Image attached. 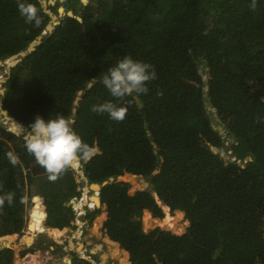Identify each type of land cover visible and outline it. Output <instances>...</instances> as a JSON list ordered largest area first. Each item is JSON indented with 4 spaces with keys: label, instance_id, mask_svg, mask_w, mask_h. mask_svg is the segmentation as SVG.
<instances>
[{
    "label": "trees",
    "instance_id": "trees-1",
    "mask_svg": "<svg viewBox=\"0 0 264 264\" xmlns=\"http://www.w3.org/2000/svg\"><path fill=\"white\" fill-rule=\"evenodd\" d=\"M19 2L0 0V61L25 50L51 21L41 0H30L40 22H26ZM59 6V22L5 74L2 107L26 127L36 115H65L95 149L79 158L81 170L89 182H107L100 207L85 217L107 213L102 226L129 256L126 264H264V0H49L46 8L58 15ZM125 55L150 63L156 78L146 94L117 101L101 80ZM109 100L127 106L123 121L93 111ZM124 174L148 178L149 188L130 193L118 178ZM51 185L23 135L0 125V236L21 235L36 186L49 226L59 229L45 228L33 194L30 231L58 238L73 226L66 203L75 182L62 194L68 199L42 191ZM54 197L67 206L54 209ZM164 206L188 221L181 234L143 230V212L161 219ZM13 263L14 248L0 246V264Z\"/></svg>",
    "mask_w": 264,
    "mask_h": 264
},
{
    "label": "clouds",
    "instance_id": "clouds-1",
    "mask_svg": "<svg viewBox=\"0 0 264 264\" xmlns=\"http://www.w3.org/2000/svg\"><path fill=\"white\" fill-rule=\"evenodd\" d=\"M18 10L25 18L26 22L36 24L40 22L38 10L33 6L30 0H20L18 3ZM155 78L156 72L150 63L134 59L130 55H125L118 59L112 66L108 67L106 73L102 77L101 83L113 98L117 101H122L124 98L130 97L133 94H146L148 92V82ZM93 111L98 113H107L110 119L123 121L128 112V108L125 104H118L109 100L101 104L94 105ZM16 125L23 135L24 147L26 151L30 153L34 157L35 161L45 169V171L49 174V179L51 180L57 179L58 176L70 165V163L78 157L88 158L95 151V149L86 143L75 131L73 128V122L65 115L58 113L51 114L47 119L40 115H36L27 131H25L21 125ZM6 156L9 163L13 165L17 163L18 156L14 151H8ZM79 161L80 160L78 159V162ZM79 181L84 183L81 178ZM85 183L88 186L80 188L81 191L84 188H87L90 192L89 196H91V194H95L94 191H97L99 195L98 190L89 187L92 182H89L87 179V182ZM73 197H71V199ZM6 199L9 203H11L12 195L9 194ZM70 201L67 202L69 205L71 204ZM0 203H3V200H0ZM42 205L44 206L43 203ZM43 210L45 213V206ZM71 210L73 211L72 208ZM85 213L80 217H75L74 221L77 218H81V220H83V216L86 215ZM73 214L75 216L74 211ZM85 220L86 218L82 221V227L85 226V223L88 224ZM78 228L76 229L74 236H76ZM28 230L30 231L29 226ZM83 234L79 238H81ZM79 251L80 250L76 249V253L73 254L74 256L72 257L78 260L96 263L92 258H89L84 253H80ZM72 257H70V261Z\"/></svg>",
    "mask_w": 264,
    "mask_h": 264
},
{
    "label": "rangeland",
    "instance_id": "rangeland-1",
    "mask_svg": "<svg viewBox=\"0 0 264 264\" xmlns=\"http://www.w3.org/2000/svg\"><path fill=\"white\" fill-rule=\"evenodd\" d=\"M49 1V0H46ZM54 1V0H51ZM84 2H87V0H83ZM63 13L59 14L58 17H60ZM58 20V18H57ZM8 62V58L5 59L4 61H0V69L3 70V74L0 75V80L5 79L6 78V73H8L7 70V63ZM200 74L202 76H205L206 73L204 71L200 70ZM0 81V88H3L1 85ZM262 98L264 99V92L262 94ZM0 99L1 98V94H0ZM0 123L3 124V126H6V128L8 130H13L14 128H12V124L11 121L9 119H7L2 113H0ZM218 129H219V133L222 132V130L220 129V127H218V125H215ZM29 129V127H25V131H27ZM20 130V129H19ZM231 151L230 149H228L227 153L229 154ZM231 159H233V157L231 156ZM75 167L79 170L80 169V165L81 162L79 161H75ZM64 174H60L59 177L55 180H51L52 185L50 187H46L44 189H42L43 192H53V191H57L61 198H66L68 199V196H62V194L67 193V190L69 188V186H71L73 184V182H75V186H79L78 188L76 187H72L71 190V194H75L77 195L80 190L81 186V181L76 182L75 179L77 178V173L74 171V173H71V171H69L67 168L65 169V171L63 172ZM61 176H63V178H61ZM124 180L129 182V192L132 193L135 190H142V189H148L149 188V182H148V178L140 176V175H132V174H124ZM68 179L70 180L68 182ZM74 179V181H73ZM48 190V191H46ZM54 198H58V200H56V203L53 204V208L56 209L57 211H61V206H67L65 205V203H62L59 201V197H54ZM53 198V199H54ZM44 199H45V195H44ZM47 206L49 207L48 209H50V203L51 201H46ZM33 203L32 197L29 198L28 202H25V205L27 207V210L29 212L28 214V218L26 221V225L24 227V230L21 231V235L20 234H14V235H9L8 237L5 236H0V246L2 247L3 245L6 246H11L14 248V263L13 264H59L60 262H67V259H70V257L74 256L73 251L70 250L68 248V244L71 243V248H73L74 250L76 249H80V247L76 248V243L77 241L83 242L85 241V238L88 234H90L89 230L87 229L88 227H94V230L96 229V227L94 226V222L96 223V225L99 228V236L97 237L96 240V246L98 248L97 250V255L100 256L98 261L96 262H101V259H103V262L101 263H105V264H126L124 259L122 258L121 260L118 257H113L111 256V253H117V250H113L112 251V247L114 246L108 239V237L106 238V235L104 234V227L102 226L103 221L106 219L107 217V213L104 211L103 216H101L102 214L99 213L98 215H96L95 217H93L91 219V223H89V225L87 224V226H84V234L81 238H78L75 235L76 232V227L74 226L73 229H68L65 231V233L62 235H60V239L57 240V243H53V245L56 246V248H52V249H47L49 253H47V250L45 251V246L42 245L40 242L44 241L45 243H52L55 242V240H53L52 237L49 238V234L47 232V230L45 231H41V232H31L28 230V223L30 220V207ZM69 206V205H68ZM71 208L73 206V204H70ZM164 211H165V215L163 218L159 219V218H154L150 215L149 213V219H146V211L145 210L142 214L141 220L143 223V230L146 231L148 229L154 228L156 226H159L163 229H167L170 230L171 232H174L176 234H181L186 226L188 225V221L186 219H184L183 217V213L181 211H174L173 213L167 208V207H163ZM69 208H67L68 210ZM56 211V212H57ZM170 216L171 220H166V217ZM75 218V216H74ZM85 219V216H83V220ZM82 220V221H83ZM87 220V219H86ZM49 221V220H48ZM89 221V220H87ZM49 223V222H48ZM172 223V225L170 224ZM93 225V226H90ZM45 228H49V227H45ZM52 228V227H50ZM59 229V228H57ZM89 229V228H88ZM70 230H73L74 232H71ZM78 233V232H77ZM72 234V235H71ZM53 235V234H52ZM30 242H27V238L26 237H30ZM54 236V235H53ZM89 237V236H88ZM87 237V238H88ZM86 238V239H87ZM71 241V242H69ZM54 246V247H55ZM25 248H34L33 251H27L25 254H21V251ZM115 248V247H114ZM102 254H105V256H101ZM95 255V256H97ZM29 256H31V258H29ZM32 256L34 258H32ZM122 256L127 257V253L124 252L122 254ZM28 257V258H27ZM124 263H123V262Z\"/></svg>",
    "mask_w": 264,
    "mask_h": 264
},
{
    "label": "crops",
    "instance_id": "crops-1",
    "mask_svg": "<svg viewBox=\"0 0 264 264\" xmlns=\"http://www.w3.org/2000/svg\"><path fill=\"white\" fill-rule=\"evenodd\" d=\"M75 161H78V160H74V163H75ZM76 173H77V178L75 179V181L76 182H78L79 180H80V178L84 181V177H82L80 174H79V171H82V170H79V169H77V168H73L71 165H69ZM77 170H79V171H77ZM83 172V171H82ZM62 174H64L63 172H62ZM83 174H84V172H83ZM84 176H85V174H84ZM59 177V176H58ZM86 177V176H85ZM61 178H63V176H61ZM87 178V177H86ZM38 180V179H37ZM69 180V179H68ZM74 180V179H73ZM74 186V185H73ZM81 188H83L84 186H88L86 183H85V181H84V183L82 182L81 183ZM76 188H78L77 186H75ZM89 187H91L90 185H89ZM91 188H93V187H91ZM37 189V186H36V188L34 187V189H32V190H34L35 192H36V194L39 196V198H40V201H41V203H43V198H42V196H41V194L38 192V189ZM30 194H31V191H30ZM71 199V198H70ZM70 199H69V201H70ZM44 204V203H43ZM66 204H68V203H66ZM65 204V205H66ZM44 206H45V204H44ZM100 213H104V211H102V212H100ZM45 214H46V211H45ZM148 214V216H149V212L148 211H146V215ZM75 217H76V214H75ZM86 218V217H85ZM80 219V221H77L76 219H75V221H74V224H73V226H64V227H62V229H64L63 230V233H62V235L65 233V231L66 230H68V229H73V227L75 226L76 227V229L79 227V226H82V220H81V218H79ZM87 219V218H86ZM87 220H89V221H87V223L89 222V223H91L90 222V220L91 219H87ZM86 221V220H85ZM45 222H46V226L47 227H49L50 228V226H49V224H48V220H47V216H45ZM89 223H88V225H89ZM85 226H87V224L85 223L84 224ZM90 226H93V225H90ZM94 226L96 227V229L94 230V227H88L87 226V229L86 230H89L90 231V234H88L87 236H86V238H85V241H83V242H80V241H77V243H76V248H78V247H80V253L82 252V253H84L86 256H88L89 258H92L93 260H96V261H98V259H99V257L100 256H98L97 255V250H98V248H97V246L95 245L96 244V241H93V240H96L97 239V237L99 236V228H98V226L96 225V223L94 222ZM52 228H58V227H52ZM89 228V229H88ZM71 232H74L73 230H70ZM104 232V234L106 235V238L108 237L107 236V234L105 233V231H103ZM13 234H17L18 235V233H13ZM50 236H49V238L50 237H52L53 238V240H55V242H53V243H57V240L58 239H60V237H58V238H54V236L51 234V233H48ZM72 235V234H71ZM62 238V237H61ZM30 239H31V236L27 239V242H30ZM110 239V238H109ZM69 242H71V241H69ZM53 243H51L52 244V246H45L44 248H45V251L47 250V249H54V248H56V246L55 245H53ZM71 243H69L68 244V248L70 249V250H72L73 251V253L75 254L76 253V250H74L73 248H71V245H70ZM115 244H117V245H114L111 249H112V251L113 250H115V246L116 247H118V250H117V253H115V251H114V253H111V256H113V257H118L120 260L124 257V256H122V254L125 252L120 246H119V244L117 243V241H116V243ZM55 246V247H54ZM78 250V249H77ZM78 252V251H77ZM47 253H49L48 252V250H47ZM95 255H97V256H95ZM105 256V254H102L101 256ZM128 258H129V256H127ZM28 258V257H27ZM29 258H31V256H29ZM32 258H33V256H32ZM101 258V257H100ZM86 259V258H85ZM67 260H69V259H67ZM95 261V262H96ZM101 262H103V259H101ZM123 262V261H122ZM67 263H68V261H67ZM124 263V262H123Z\"/></svg>",
    "mask_w": 264,
    "mask_h": 264
},
{
    "label": "water",
    "instance_id": "water-1",
    "mask_svg": "<svg viewBox=\"0 0 264 264\" xmlns=\"http://www.w3.org/2000/svg\"><path fill=\"white\" fill-rule=\"evenodd\" d=\"M59 1H63V0H59ZM41 4H42V6L45 8V10L49 13L50 18H51V21L46 25V27H45L46 30L43 31L41 34H39V35L36 37V39L32 40V41L29 43V45L27 46V48H26L25 50H22V51H20V52H18V53L12 54V55H10V56L8 57V62L6 63V64H7V66H6V67H7V70L9 69L10 66L15 65V64L20 60L21 57L27 55L30 51H32V50L35 48V46H36L38 43L41 42V40H42V34H44L46 31H51V29H52V27H53V24H56V23L59 22V21L57 20L58 15L61 14V13H64V8H63L62 6H59V7H58V9H57V11H58V15H57V14H54L53 12H51L49 9L46 8V5H47V1H46V0H41ZM67 14L70 15V16H73L72 11H70V10L67 11ZM77 18L80 19L79 17H77ZM1 74H3V70H2V69H0V75H1ZM0 81L3 82V81H5V79H2V80H0ZM3 93H4V88H0V94H3ZM0 113H2L7 119H9V120L11 121V124H12V125L19 124V125H21V126L24 128V130H25V127H26V126L23 125L22 123H20L19 121H17L13 116H10V115L8 114V111L2 107V99H0ZM15 123H16V124H15ZM0 125L3 127V124H2V123H0ZM11 131L14 132V133L17 134V135L21 134V131L18 130V129H13V130L11 129ZM78 159H79V157H78L77 159H75V160H78ZM70 165H71L73 168H76V167H75V163H74V161L71 162ZM77 171H79V170H77ZM79 174H80L82 177H84V178H83L84 181L87 182V178L84 176L83 172H82V171H79ZM118 178L121 179V180H124L125 177H124V175H123V176H119ZM106 182H107V181H104L102 184H99V183H97V182H92V183H90V186H91V187H94V188H92V189H95V190H98V191H99L100 188H101V185L105 184ZM33 194L36 195V192H35L34 190H31V196H32ZM90 198H93V199H94V202H95L96 206L100 205V199H99V195H98V194H91ZM43 209H44V206H43ZM44 216H45V214H44ZM69 262H70V259L68 260V263H69Z\"/></svg>",
    "mask_w": 264,
    "mask_h": 264
},
{
    "label": "built area",
    "instance_id": "built-area-1",
    "mask_svg": "<svg viewBox=\"0 0 264 264\" xmlns=\"http://www.w3.org/2000/svg\"><path fill=\"white\" fill-rule=\"evenodd\" d=\"M95 194H98L97 191H94ZM90 192L89 189L84 188L81 191V194L77 197L74 196L71 199V204H73L72 209L74 211V213L76 214V217H80L81 215H83L85 213V210L87 208H91L95 205L94 201L91 200L90 196H89ZM82 202H84L82 204ZM77 221H79V219H76ZM84 232V229L82 226H79L78 228V233L76 234V236L79 238ZM94 264H105V263H101V262H96Z\"/></svg>",
    "mask_w": 264,
    "mask_h": 264
},
{
    "label": "flooded vegetation",
    "instance_id": "flooded-vegetation-1",
    "mask_svg": "<svg viewBox=\"0 0 264 264\" xmlns=\"http://www.w3.org/2000/svg\"><path fill=\"white\" fill-rule=\"evenodd\" d=\"M98 207H100V205H98V206H96V204H95V206H93V207H91V208H88L87 210H86V213L87 212H89V211H93V210H95L96 208H98ZM103 209H105V206H103ZM85 213V214H86ZM91 221V220H90ZM85 222H87V220L85 221ZM105 229V228H104ZM105 231V233H106V230H104ZM107 234V233H106ZM108 236V235H107ZM109 238V237H108ZM90 263H92V262H90ZM92 264H94V263H92Z\"/></svg>",
    "mask_w": 264,
    "mask_h": 264
},
{
    "label": "bare ground",
    "instance_id": "bare-ground-1",
    "mask_svg": "<svg viewBox=\"0 0 264 264\" xmlns=\"http://www.w3.org/2000/svg\"><path fill=\"white\" fill-rule=\"evenodd\" d=\"M12 128H14V129H18L19 130V128L17 127V125H12ZM94 188V187H93ZM84 202H82V204H83Z\"/></svg>",
    "mask_w": 264,
    "mask_h": 264
}]
</instances>
